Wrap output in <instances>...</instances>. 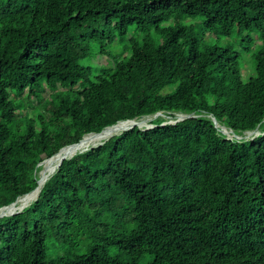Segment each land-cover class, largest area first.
Returning a JSON list of instances; mask_svg holds the SVG:
<instances>
[{"label": "trees", "instance_id": "16d2710c", "mask_svg": "<svg viewBox=\"0 0 264 264\" xmlns=\"http://www.w3.org/2000/svg\"><path fill=\"white\" fill-rule=\"evenodd\" d=\"M174 17L249 35L210 45ZM95 53L112 66L84 67ZM146 118L1 218L0 264H264V0H0V208L62 148Z\"/></svg>", "mask_w": 264, "mask_h": 264}, {"label": "rangeland", "instance_id": "374dc122", "mask_svg": "<svg viewBox=\"0 0 264 264\" xmlns=\"http://www.w3.org/2000/svg\"><path fill=\"white\" fill-rule=\"evenodd\" d=\"M203 22L204 19L203 17H196V18H191V17H174L171 18L169 21H165L162 23V27H167L170 25H175V24H180L186 28H191L193 32L196 34V36L205 43H209L210 45L216 44V45H220V46H226L228 44L234 43L235 45H239L240 47H242V42L246 40L247 35H249L248 33H244L242 35H238V34H234L231 37L228 38H220L217 39L216 35L214 33L211 32H204L203 30ZM135 33V32H134ZM150 36L152 38V42H154L156 45L159 43V38L156 36V32L154 29L148 31V32H141V33H137L135 35L136 40L138 42H141L143 39H145L146 37ZM250 36H252V38L256 39L257 36L255 34H251ZM127 46V42L125 41H119L117 40L116 42H114L111 45V49L110 51L112 52V55L117 57L122 50ZM98 52V51H96ZM251 61V62H249ZM241 63L243 64V66L246 67H252V71L251 74L249 76L245 75L243 73L244 76V80L247 81L249 79L250 76H254L255 75V66H254V62L251 59V56L248 54L244 53V56L241 60ZM82 65L85 66H90L91 68H93L94 72H99L101 71V69L103 68H109L112 66L111 63V59H108L107 57H105L102 53H95V54H91L90 58L85 60ZM246 76V77H245ZM177 115V119H178ZM163 117H167L165 115H163ZM177 119H172L165 122L166 123H174ZM145 120V121H144ZM150 118H146L143 119V123H142V128H146V129H150L153 127L152 124H150ZM102 143V142H101ZM100 144V143H99ZM99 144L95 145V146H91L92 147H96ZM88 148V149H90ZM87 149H85L84 151H86ZM144 264V263H142Z\"/></svg>", "mask_w": 264, "mask_h": 264}, {"label": "bare ground", "instance_id": "6f19581e", "mask_svg": "<svg viewBox=\"0 0 264 264\" xmlns=\"http://www.w3.org/2000/svg\"><path fill=\"white\" fill-rule=\"evenodd\" d=\"M160 44V43H159ZM200 51V50H199ZM138 55V54H137ZM198 58V57H197ZM203 62V61H202ZM206 66V65H205ZM211 69V68H210ZM145 73V72H144ZM150 75V74H149ZM145 76V75H144ZM148 80V79H147ZM132 81V80H131ZM136 82V81H135ZM128 85V84H127ZM113 87V86H112ZM174 116V115H173ZM153 117V116H152ZM145 121V120H144ZM132 124L131 122L129 123H120L118 125V127H116L115 129H109L107 130L106 134H111L114 132H119L123 129H125L128 125ZM105 134V135H106ZM105 138L104 136H95V135H91L85 138V142L83 144H81L80 146H73V147H69L64 149L63 151H61V153L51 159H49L46 163H44L42 165L43 170L41 173V182L39 184V188L35 191L32 192L29 195H26L22 198L19 199V202L17 205H15L12 208H8V209H3L1 212L2 213H13L15 212L17 209H21L23 207H26L27 205H30L33 201H35V199L37 198V196L40 194V191L42 189V187L44 186V184L46 183V181L49 179V177L57 170L58 166L60 163H62L64 161L65 158H69L74 156L76 153H79V151L81 150H85L90 148L91 146H95L99 143H101L102 141H104ZM143 161V160H142ZM139 167V166H138ZM111 171V170H110ZM123 185V184H122ZM159 186V185H158ZM179 190V189H178ZM196 190V189H195ZM199 200V199H198ZM180 201V200H179ZM217 216V215H216Z\"/></svg>", "mask_w": 264, "mask_h": 264}, {"label": "water", "instance_id": "95a60500", "mask_svg": "<svg viewBox=\"0 0 264 264\" xmlns=\"http://www.w3.org/2000/svg\"><path fill=\"white\" fill-rule=\"evenodd\" d=\"M158 116H163V114H161V113H159V114H157L156 116H155V118L156 117H158ZM191 117V115H179L178 116V119L174 122V124L175 123H178V122H180V121H183V120H185V119H187V118H190ZM167 119H170V117H168ZM213 121H214V124H215V126L217 127V128H220V126H219V124H218V121L216 120V118H213ZM129 122H131L132 124H130V125H128L125 129H123V130H121V131H119V132H114V133H111V134H106V132H107V130H109V129H115L116 127H118V125L120 124V123H118L117 125H115V126H111V127H108V128H105L102 132H100V133H97V134H91V135H95V136H104L105 138H110V137H112V136H114V135H116V134H118V133H123V132H126V131H129V130H131V129H133L134 127H140V128H142V123H143V120H140V121H137V120H129V121H126V122H124V123H129ZM122 123V122H121ZM172 123V122H171ZM259 128V127H258ZM258 128L255 130V131H253V132H250V133H248V135L246 136V138H250L251 136H253L254 134H256L257 132H258ZM229 138H232V137H236L237 139H239V140H241V139H243L242 137H240V136H237V135H233V132L232 131H227V130H224L223 131ZM106 134V135H105ZM88 136H90V135H88ZM85 138L86 137H84L79 143H77V144H73V145H71V146H67V147H64V148H62L56 155H54L53 157H55V156H57V155H59L60 153H61V151H63L64 149H66V148H69V147H73V146H80L81 144H83L84 142H85ZM106 140V139H105ZM100 144H102V143H100ZM88 150V149H87ZM80 153L81 152H84V150H81V151H79ZM77 154V153H76ZM75 154V155H76ZM74 155V156H75ZM53 157H51V158H53ZM73 157V156H72ZM51 158H49V159H51ZM69 158H71V157H69ZM49 159H47V160H45L44 162H42L41 164H40V166H42L44 163H46ZM67 158H65L64 160H66ZM63 163V162H62ZM62 163H60L59 164V166H58V168H57V170L61 167V165H62ZM56 170V171H57ZM55 171V172H56ZM54 172V173H55ZM42 173V172H41ZM53 173V174H54ZM52 174V175H53ZM51 175V176H52ZM50 176V177H51ZM49 177V178H50ZM48 181V180H47ZM46 181V182H47ZM40 182H41V180H39V184H40ZM39 188V186L33 191V192H35L37 189ZM41 192V191H40ZM28 195V194H27ZM26 196V195H25ZM38 197H39V195L37 196V198L35 199V200H37L38 199ZM19 199L20 198H18L14 203H12L11 205H9V206H6V207H3V208H0V219L1 218H4V217H9V216H13V215H15V214H18V213H20L21 211H23L24 209H21V210H18V211H16V212H13V213H2L1 211L3 210V209H8V208H12V207H14L15 205H17L18 204V202H19Z\"/></svg>", "mask_w": 264, "mask_h": 264}]
</instances>
